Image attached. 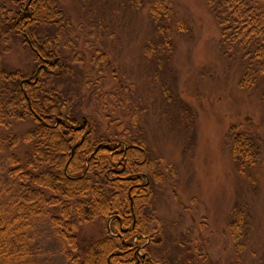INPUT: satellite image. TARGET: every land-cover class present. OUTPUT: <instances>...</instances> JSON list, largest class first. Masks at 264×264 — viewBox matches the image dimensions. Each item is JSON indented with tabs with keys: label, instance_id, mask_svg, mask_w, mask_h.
I'll list each match as a JSON object with an SVG mask.
<instances>
[{
	"label": "trees",
	"instance_id": "1",
	"mask_svg": "<svg viewBox=\"0 0 264 264\" xmlns=\"http://www.w3.org/2000/svg\"><path fill=\"white\" fill-rule=\"evenodd\" d=\"M12 1V7L0 4V36L5 40L0 49V152L6 159L0 168V264H180L160 263L150 252L151 245L162 241L154 240L158 230L152 223L157 219L148 209L153 184L165 175L147 147L142 111L129 106L128 122L123 113L113 118L123 109L119 91L105 93L100 80L84 81L79 70L84 55L78 37L71 36L73 22L56 0ZM120 3L134 14L143 15L148 7L151 31L144 56L157 65L171 64L177 37L191 32L188 21L169 0ZM208 4L220 27L223 55L242 69L239 86H264V0ZM13 37L22 38L34 53L32 76L5 66L6 44ZM105 59L102 53L99 60ZM25 79L30 81L22 84ZM88 95L99 101L115 133L102 128L96 115L84 116ZM28 123L32 125L22 130ZM226 140L238 171L250 172L256 184L251 170L263 163L259 128L232 125ZM90 223L104 234L84 243L80 231ZM42 230L59 243L61 263L42 261ZM254 230L248 204H237L228 222L235 253L231 264H242Z\"/></svg>",
	"mask_w": 264,
	"mask_h": 264
},
{
	"label": "rangeland",
	"instance_id": "2",
	"mask_svg": "<svg viewBox=\"0 0 264 264\" xmlns=\"http://www.w3.org/2000/svg\"><path fill=\"white\" fill-rule=\"evenodd\" d=\"M169 1L191 32L177 37L171 64L157 65L143 53L151 31L148 7L136 15L121 7L122 0H56L73 22L71 36L78 37V50L84 55L79 66L84 81L100 80L105 93L119 91L123 109L113 118L123 113L128 122L129 106L142 111L147 147L165 175V180L153 184L148 209L157 219L152 223L158 230L154 240L162 241L150 246L151 256L160 263L231 264L235 253L229 217L237 204L246 203L255 230L242 264H264V86L253 90L239 86L242 69L223 55L220 27L208 0ZM0 4L12 7L13 1ZM103 22L107 28L100 26ZM21 39L13 37L6 44L4 63L32 76L35 56ZM3 40L0 36L2 50ZM88 98L84 116L96 115L102 128L115 133L116 126L108 125L99 101ZM237 124L260 131L263 163L251 170L256 184L250 172L238 171L227 146L226 135ZM5 165V154L0 152V168ZM101 229L96 223L86 224L80 238L84 243L99 239ZM45 231L40 237L42 261L61 263L60 245Z\"/></svg>",
	"mask_w": 264,
	"mask_h": 264
},
{
	"label": "water",
	"instance_id": "3",
	"mask_svg": "<svg viewBox=\"0 0 264 264\" xmlns=\"http://www.w3.org/2000/svg\"><path fill=\"white\" fill-rule=\"evenodd\" d=\"M29 81H30L29 79H25V80L22 81V84L27 83V82H29ZM58 122H59V121H58ZM86 122H87V120L84 121V125L86 124Z\"/></svg>",
	"mask_w": 264,
	"mask_h": 264
},
{
	"label": "flooded vegetation",
	"instance_id": "4",
	"mask_svg": "<svg viewBox=\"0 0 264 264\" xmlns=\"http://www.w3.org/2000/svg\"><path fill=\"white\" fill-rule=\"evenodd\" d=\"M149 183V181L145 184V185H147ZM112 221V220H111ZM111 223V222H110ZM111 225V224H110ZM110 225L108 224V227H109V229H110ZM143 256H145V255H143Z\"/></svg>",
	"mask_w": 264,
	"mask_h": 264
}]
</instances>
